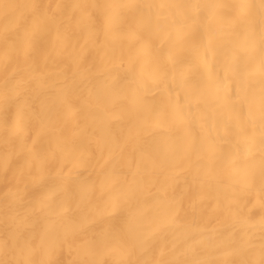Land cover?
<instances>
[{
	"label": "bare ground",
	"instance_id": "bare-ground-1",
	"mask_svg": "<svg viewBox=\"0 0 264 264\" xmlns=\"http://www.w3.org/2000/svg\"><path fill=\"white\" fill-rule=\"evenodd\" d=\"M0 264H264V0H0Z\"/></svg>",
	"mask_w": 264,
	"mask_h": 264
}]
</instances>
